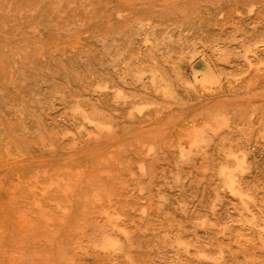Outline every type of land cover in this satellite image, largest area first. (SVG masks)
Instances as JSON below:
<instances>
[{"label": "rangeland", "instance_id": "1", "mask_svg": "<svg viewBox=\"0 0 264 264\" xmlns=\"http://www.w3.org/2000/svg\"><path fill=\"white\" fill-rule=\"evenodd\" d=\"M0 101V264H264V0H0Z\"/></svg>", "mask_w": 264, "mask_h": 264}, {"label": "bare ground", "instance_id": "2", "mask_svg": "<svg viewBox=\"0 0 264 264\" xmlns=\"http://www.w3.org/2000/svg\"><path fill=\"white\" fill-rule=\"evenodd\" d=\"M41 57H42V56H41ZM2 95H3V94H2ZM5 98H6V97H4L3 99H5ZM5 100H6V99H5ZM9 101H10V100H9ZM0 102H1V101H0ZM7 102H8V101H7ZM10 102H11V101H10ZM75 102H76V101H75ZM8 103H9V102H8ZM5 104H6V102L4 103V105H5ZM9 104H10V103H9ZM7 105H8V104H7ZM14 105H16V104H14ZM10 106H12V107L14 108L13 105H10ZM10 106H9V107H10ZM21 107H22V106H21ZM21 107H20V108H21ZM75 107H76V106H75ZM16 108H17V107H16ZM72 108H73V107H72ZM77 108H78V107H77ZM8 109H9V108H8ZM75 109H76V108H75ZM9 110H10V109H9ZM21 110H22V109H21ZM13 111H14V109H13ZM17 112H19L18 109H17ZM76 112H77V111H76ZM79 112H80V111H79ZM27 117H28V116H27ZM87 118H88V117H87ZM87 122H88V121H87ZM64 130H65V129H64ZM0 136H1V135H0ZM72 136H73V135H72ZM235 163H236V162H235ZM141 165H142V164H141ZM235 166H236V165H235ZM240 166H241V165H240ZM237 168H238V167H237ZM231 173H232V172H231ZM228 174H229V173H228ZM224 175H225V173H224ZM229 176H230V175H229ZM234 177H235V176H234ZM222 182H223V181H222ZM226 182H227V184H228V181H227V180H226ZM226 182H225V183H226ZM228 187L231 188V186H229V185H228ZM232 187H233V186H232ZM232 191L234 192V188L232 189ZM239 192H240V191H239ZM244 192H245V191H244ZM244 195H245V194H244ZM238 196H239V195H238ZM243 197H244V196H243ZM251 202H252V201H251ZM240 215H241V214H240ZM242 216H243V215H242ZM251 217H252V216H251ZM200 219H201V218H200ZM196 220H199V219H196ZM196 220H195V221H196ZM201 220L204 221L203 219H201ZM201 220H200V221H201ZM251 220L253 221V217L251 218ZM251 220H250V223H248V224H251ZM192 221H193V220H192ZM200 221H198V222H200ZM196 223H197V221H196ZM196 223H195V224H196ZM203 223H204V222H203ZM203 223H202V226H203ZM210 223H212V222H209V224H210ZM231 223H232V222H231ZM195 224H194V225H195ZM238 224H239V223H238ZM245 224H247V223H245ZM115 225H116V224H115ZM122 226H123V225H122ZM208 226H209V225H208ZM253 226H254V224H253ZM198 227H199V226H198ZM210 227H212V226H210ZM255 227L257 228L258 226H255ZM262 227H264V226H262ZM121 228H122V227H121ZM221 228H222V227H220V229H221ZM224 228H225V227H224ZM114 229H115V226H114L112 223H110V222H109V224L104 225L103 228H102V227H101V228L99 227V229L97 230V233H96V235H97V236H96V239L93 241V244H95V245H97V246H98V245L103 246V247H105V249H107L106 252L110 251L111 253H113L115 250L117 251V249H118V250L122 249V248H120L121 246L118 245V244H119V243H118V240H117L116 238H114V236H112V232H111V231L114 230ZM116 229H118V228L116 227ZM119 229H120V227H119ZM178 229H179V228H178ZM257 229H258V228H257ZM259 229H261V228L259 227ZM121 230H122V229H121ZM179 230H180V229H179ZM218 230H219V229H218ZM222 230H223V229H222ZM122 231H123V230H122ZM173 231H174V230H173ZM182 231H183V230H182ZM224 231H225V230H224ZM113 232H114V231H113ZM156 232H157V231H156ZM220 232H221V231H220ZM222 232H223V231H222ZM253 232H254V231H253ZM256 232H257V231H256ZM124 233H125V232H124ZM126 233H127V232H126ZM163 233H164V232H163ZM165 233H166V232H165ZM172 233H173V232H172ZM174 233H175V232H174ZM177 233H178V231H177ZM223 233H224V232H223ZM262 233H264V232H262ZM114 234H115V233H114ZM129 234H130V233H129ZM168 234L171 235V233H168ZM237 234H238V233H237ZM259 234H261V233H259ZM125 235H126V234H125ZM172 235H174V234H172ZM182 235H183V234H182ZM182 235H181V236H182ZM257 235H258V234H257ZM257 235H256V236H257ZM115 236H116V235H115ZM126 236H128V235H126ZM241 236H243V235H241ZM262 236H264V235H262ZM133 237H134V236H133ZM160 237L162 238L161 235H160ZM165 237H166V235L164 236V238H165ZM168 237H169V236H168ZM236 237H238V236L236 235ZM239 237H240V236H239ZM244 237H245V236H244ZM259 237H260V236H259ZM259 237H257L258 240H259ZM117 238H118V237H117ZM122 238H123V237H121V239H122ZM126 238H127V237H126ZM129 238H130V237H129ZM134 238H136V237H134ZM161 238H160V239H161ZM262 238H264V237H262ZM136 239H137V238H136ZM136 239H135V241H136ZM157 239H158V238H157ZM165 239H168V238H165ZM165 239H164V240H165ZM170 239H171V238H170ZM175 239H176V238H175ZM175 239H174V241L176 242L175 245H177V246L180 247V242H179L180 239H178V237H177V239H178L179 241H178V240H175ZM181 239H182V238H181ZM184 239H185V238H184ZM243 239H244V238H243ZM249 239H250V238H249ZM126 240H127V239H126ZM246 240L248 241V239H246ZM261 240H262V239L260 238V241H261ZM124 241H125V239H124ZM155 241H156V240H155ZM157 241H158V240H157ZM169 241H170V240H169ZM174 241H173V243H174ZM184 241H187V240H184ZM189 241H190V240H189ZM189 241H188V242H189ZM191 241H192V240H191ZM191 241H190V242H191ZM241 241H242V240H241ZM241 241H240V242H241ZM249 241H250V240H249ZM251 241H252V240H251ZM162 242H164V241H162ZM181 242H182V241H181ZM194 242H195V241H194ZM240 242H239V244H240ZM243 242H244V241H243ZM261 242H262V241H261ZM261 242H260V243H261ZM90 243H92V242H90ZM123 243H124V242H123ZM127 243H128V242H127ZM131 243H133V242H131ZM164 243H165V242H164ZM168 243H170V242H168ZM171 243H172V242H171ZM250 243H251V242H250ZM124 244H125V243H124ZM162 244H163V243H162ZM183 244H184V243H183ZM192 244H193V241H192ZM198 244H199V243H198ZM251 244H252V243H251ZM251 244H250V245H251ZM261 244H264V242H262ZM156 245H157V244H156ZM156 245H155V246H156ZM166 245H170V244H165V246H166ZM175 245H174V246H175ZM185 245H186V242H185ZM190 245H191V244H190ZM245 245H246V244H245ZM130 246H131V245H130ZM161 246H162V245H161ZM186 246L188 247V244H187ZM192 246H193V245H192ZM219 246H220V245H219ZM219 246H218V248H219ZM241 246H242V245H241ZM248 246H249V245L246 246L247 249L250 248V247L248 248ZM258 246H259V245H258ZM93 247H94V246H93ZM95 247H96V246H95ZM163 247H164V246H163ZM166 247H167V246H166ZM166 247H165V248H166ZM172 247H173V246H172ZM182 247H184V246L182 245ZM187 247H186V249H187ZM189 247H190V246H189ZM189 247H188V248H189ZM194 247H195V246H193L192 250L196 248V247H195V248H194ZM206 247H207V246H206ZM216 247H217V246H216ZM220 247H222V246H220ZM261 247H262V246H261ZM91 248H92V247H91ZM125 248H126V246H125ZM127 248H128V246H127ZM132 248H133V247H132ZM157 248H158V247H156V251H157ZM159 248H160V247H159ZM170 248H171V247H170ZM170 248H169V249H170ZM190 248H191V247H190ZM252 248H253V246H252ZM133 249H134V248H133ZM133 249H131L132 252H133ZM160 249H162V248H160ZM160 249H158V250L160 251ZM173 249L175 250V247H174ZM242 249H244V248H242ZM247 249H246V250H247ZM261 249H262V248H261ZM174 250H172V251H174ZM197 250H198V248H196V251H197ZM217 250H220V248L217 249ZM238 250H239V248H238ZM240 250H241V249H240ZM262 250H264V249H262ZM93 251H94V248H93ZM93 251H92V252H93ZM99 251H100V249H99ZM99 251H98V252H99ZM125 251H126V249L124 250V253H123V254L127 255V253H126ZM156 251H155V252H156ZM176 251H177V249H176ZM202 251H204V250H202ZM205 251H206V250H205ZM214 251H215V250H214ZM214 251H213V252H214ZM244 251H245V250H244ZM248 251H249V250H248ZM120 252H122V251L120 250ZM129 252H130V251H129ZM129 252H128V256H129ZM132 252H131V255H130L131 257L133 256V253H132ZM160 252H161V251H160ZM177 252H178V251H177ZM194 252H195V251H194ZM208 252H209V251H208ZM208 252H207V253H208ZM216 252H218V251H216ZM219 252H220V254H221L222 251H219ZM101 253H102V252H101ZM157 253H158V252H157ZM157 253H156V255H157ZM185 253H187V252H185ZM209 253H210V252H209ZM105 254H106V253H105ZM115 254H116V253H115ZM117 254H118V253H117ZM117 254H116V255H117ZM120 254H121V253H120ZM123 254H122V255H123ZM159 254H160V253H158V258H159V260H160V256H159ZM163 254H164V253H163ZM198 254H200V253H198ZM205 254H206V253H205ZM109 255H110V254H109ZM206 255H207V254H206ZM212 255H213V254H212ZM218 255H219V253H218ZM128 256H125V257H128ZM130 256H129L128 258H131ZM200 256H202V255H200ZM203 256H204V253H203ZM210 256H211V255H209V257H210ZM216 256H217V254H216ZM242 256H243V255H242ZM248 256H249V255H248ZM104 257L106 258L107 256H104ZM110 257H112V256H110ZM115 257H116V256H115ZM125 257H124V259H126ZM155 257H156V256H155ZM205 257H206V256H205ZM205 257H204V259L208 258V257H206V258H205ZM211 257H212V256H211ZM105 258H104V259H105ZM128 258H127V260L129 261ZM132 258L135 259L134 256H133ZM132 258H131V259H132ZM161 258H162V257H161ZM193 258H196V257L194 256ZM214 258H215V257L212 258V259H213L212 262H214V261L216 262V259L214 260ZM219 258H220V256H219ZM108 259H110V258H108ZM120 259H121V258H120ZM133 259H132V260H133ZM197 259H198V258H197ZM200 259H201V258H200ZM208 259H209V258H208ZM110 260H111V259H110ZM132 260H130L129 262L131 263ZM159 260H157V261L159 262ZM193 260H194V259H193ZM217 260H218V258H217ZM247 260H248V259H247ZM249 260H250V259H249ZM103 261H105V260H103ZM115 261H116V260H115ZM118 261H119V260H118ZM118 261H117V262H118ZM191 261H192V260H191ZM195 261H196V260H195ZM197 261H198V260H197ZM200 261H201V260H200ZM208 261H209V260H208ZM210 261H211V259H210ZM111 262L114 263L113 260H112V261L107 260V263H108V264H110ZM125 263H126V262H125ZM121 264H122V263H121ZM132 264H133V263H132ZM134 264H135V261H134ZM181 264H182V263H181ZM200 264H201V263H200Z\"/></svg>", "mask_w": 264, "mask_h": 264}]
</instances>
